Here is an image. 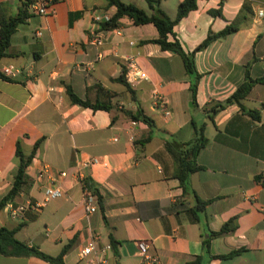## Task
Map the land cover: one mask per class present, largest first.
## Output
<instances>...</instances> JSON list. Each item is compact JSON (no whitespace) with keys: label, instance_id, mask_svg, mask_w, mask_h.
Listing matches in <instances>:
<instances>
[{"label":"crops","instance_id":"0c3cea01","mask_svg":"<svg viewBox=\"0 0 264 264\" xmlns=\"http://www.w3.org/2000/svg\"><path fill=\"white\" fill-rule=\"evenodd\" d=\"M121 1L151 14L145 0ZM184 1L162 0L160 8L176 20ZM22 3L0 0L11 16L18 15ZM96 10L112 18L116 13L107 0H56L50 15H30L18 28L8 57L1 61L0 70L13 66L17 73L9 81L0 80V204L12 191L19 170L18 142L30 155L42 141L26 170L29 186L12 202L44 200V192L34 182L43 165L68 176L61 180L65 195L38 212L28 211L21 223L12 220L4 206L0 227L15 231L17 240L52 257L70 244L66 264H92L94 258L106 264H140L137 243L141 240L152 243V252L163 264H189L205 256L204 241L211 233L228 226V233L211 238L210 253H241L207 264H264V188L259 184L264 170V85H255L243 102L261 114V122L251 124L248 134L252 153L215 141L217 130L224 131L242 114L238 105L226 107L214 121L208 114L245 82L249 65L253 79L264 76V19L258 17L264 0H198L197 8L176 24L169 41L178 40L188 54L210 35L230 25L238 27L196 53L200 79L195 101L182 58L151 43L159 38L153 24L137 26L123 18L119 28H105L104 45L98 48L90 37ZM133 68L145 72L148 80L129 84L127 75ZM121 76L125 84L118 82ZM69 87L80 99L103 102L110 110L73 104ZM156 97L166 100L170 117L156 104ZM139 110L154 121L152 129L126 114ZM193 122L206 124L209 144L197 158L204 170L191 175L186 193L174 177V162L165 145L173 140L192 142ZM149 134L151 141L141 143ZM92 158L107 162V167L84 170L98 206L95 214L88 215L75 172L80 161ZM198 200L209 203L204 211L196 209ZM94 239L97 253L82 258L81 251ZM0 264L50 263L0 254Z\"/></svg>","mask_w":264,"mask_h":264},{"label":"trees","instance_id":"16d2710c","mask_svg":"<svg viewBox=\"0 0 264 264\" xmlns=\"http://www.w3.org/2000/svg\"><path fill=\"white\" fill-rule=\"evenodd\" d=\"M148 4L151 14L146 13L144 10L136 7L132 4H125L121 0H107L108 8L115 7L116 13L113 16L110 23L106 24V29H117L120 26V21L123 18H129L137 26L153 24L158 32L159 38L152 41L151 43L158 44L162 50L171 51L178 54L183 62L188 75L192 78L191 91L195 101V97L198 89V81L200 74L196 69L195 56L196 53L207 48L210 43L216 39L226 37L238 30L235 25L226 27L221 33L217 35H210L208 39L201 44L197 50L193 53H186L182 45L178 40L171 42L169 41L170 36H174V27L176 24L186 17L191 11L197 8L198 0H185L180 4L178 8V15L176 20H171L160 8L162 0H145ZM31 0H23L22 6L19 10L18 15L11 16L5 4H0V64L1 61L8 57V50L11 46L13 35L17 32L18 28L24 24L31 16L28 11V6ZM48 4V0H45ZM56 3V0H52ZM218 13V12H217ZM215 13V14H217ZM0 80H11L4 76L0 70ZM118 82L124 83V78L121 76ZM264 85V76L259 79H253L250 75V65L247 67L245 82L237 89V91L224 103L213 106L209 111V119L214 121V117L217 113L224 110L230 105H238L241 109V115L234 118L225 128L224 131L217 130L215 141L219 144L225 145L232 149L242 151L245 153H252L249 149V138L248 134L252 130L251 124L254 122H261V114L257 110L247 109L243 102L252 92L255 85ZM127 85V84H126ZM134 101H136L135 94L128 88ZM68 94L73 104L80 105L84 108H91L93 110H106L109 111L110 107L103 102L92 103L90 101H84L80 99L72 90L68 88ZM133 121L142 122L152 129L155 126L154 121L145 115L141 110L138 113L127 112L126 113ZM244 116L249 118L248 122H245ZM238 122L240 125H238ZM193 125L196 130V138L192 142L180 143L175 140L167 141L165 148L169 155L172 157L174 162V177L180 181L181 186L187 193L190 190L189 179L191 175L203 171L204 168L198 165L197 158L202 149L206 148L209 144V139L205 135L206 124L197 126L195 122ZM237 125V127H235ZM239 128V129H237ZM152 135L141 143L145 144L151 141ZM42 141H39L34 146L30 155H25L21 149V143L17 144V156L20 160L19 170L15 178V183L12 191L0 204L2 209L8 202L13 201L22 191L29 186V177L26 173L27 168L32 163V160L37 154V151ZM209 203L198 200L196 209L198 211H204ZM197 210L193 211L196 216ZM228 226H224L220 232L211 233L210 239L204 241L205 244V256H199L194 258L189 264H207L210 259H222L228 260L238 256L241 251L232 252L229 255L224 256H212L210 253L211 238L223 236L228 233ZM16 232L9 229L0 227V254L6 257H36L50 264H66L64 257L70 248V244L66 246L62 253L57 257H52L42 252L37 247H30L25 243L20 242L16 238ZM112 245L115 246L116 242L112 238Z\"/></svg>","mask_w":264,"mask_h":264},{"label":"built area","instance_id":"2783aa9c","mask_svg":"<svg viewBox=\"0 0 264 264\" xmlns=\"http://www.w3.org/2000/svg\"><path fill=\"white\" fill-rule=\"evenodd\" d=\"M46 4L45 0H31L28 6V11L31 15L37 16H48L51 14L50 9L53 7L54 3L52 0H48ZM70 1V0H63ZM258 17L264 19V10L258 12ZM112 17L105 11L96 10L92 14V28L90 29V37L92 43L96 47H102L105 42V28L104 26L110 23ZM40 35V34H39ZM134 45V43H130ZM102 57V56H100ZM134 71L129 72L127 75V80L132 86H136L142 81L148 80V76L145 72L138 68H133ZM1 72L4 76L10 78L13 77L17 70L13 66L1 68ZM156 104L160 106L166 117L171 116V111L168 109L167 102L164 98L156 97ZM96 165H104L107 167V162L100 160L99 158H92L87 161H80L77 165L75 172L76 181L82 186L83 190V203L88 215L95 214L98 211L97 197L94 187L88 183V178L84 173V170ZM68 174L66 172L54 173L52 169L43 165L42 169L34 177V182L39 184L42 191L44 192V200L41 203L29 202L27 204H15L14 202H8L5 207L9 212L12 220L16 222H23L26 218L28 211H39L41 210L49 201L62 198L65 195L61 187V180L67 178ZM259 184L264 188V170L260 174ZM110 247H108L109 249ZM138 256L140 258V264H163L160 257L152 252V243L141 240L137 243ZM97 253V239H94L87 247L81 251L82 258L86 259L91 257L93 254ZM92 264H106L105 260H98L94 258L91 260Z\"/></svg>","mask_w":264,"mask_h":264},{"label":"rangeland","instance_id":"374dc122","mask_svg":"<svg viewBox=\"0 0 264 264\" xmlns=\"http://www.w3.org/2000/svg\"><path fill=\"white\" fill-rule=\"evenodd\" d=\"M145 8L147 9V5L145 4Z\"/></svg>","mask_w":264,"mask_h":264}]
</instances>
